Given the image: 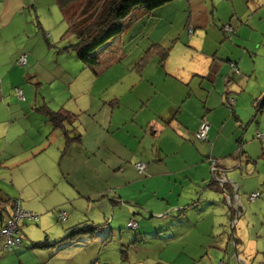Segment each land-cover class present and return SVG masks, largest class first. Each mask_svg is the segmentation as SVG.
Here are the masks:
<instances>
[{
	"label": "rangeland",
	"instance_id": "rangeland-1",
	"mask_svg": "<svg viewBox=\"0 0 264 264\" xmlns=\"http://www.w3.org/2000/svg\"><path fill=\"white\" fill-rule=\"evenodd\" d=\"M204 5L209 10V5L213 8L220 39V32L230 22L234 30H239L238 38L245 42L247 56L258 50L264 62V0H204ZM166 8L153 11L164 10L169 30L176 33L180 20ZM67 25L54 0H0V226L10 213L5 197L16 190L24 193L27 202L38 197L45 202L37 204L41 211H27L37 216L36 223L18 222L19 249L5 250L0 239V264H24L30 252L41 255L35 264H264V147L261 150L259 145L264 142V105L248 128L257 144L252 157L236 155L238 158L227 157L223 159L227 162L217 163L228 181L243 185L239 194L230 183L221 186L214 181L207 189L195 188L188 200L180 201L177 191L158 188L152 182L150 191L143 192L147 197L139 200L144 202L142 205L134 202L138 191L127 190L121 192L117 205L112 202V184L126 174L114 170L100 176L92 171L82 175L77 169L85 168L84 162L77 153L67 159L76 173L66 181L58 177L56 163L64 152V139L59 131L52 132L43 111L61 113L63 109L76 115L75 128L65 125L72 138L82 131L78 125L82 119L79 107L88 99L79 95L83 66L67 48L74 43L72 36L63 37ZM234 30L229 27L228 32ZM171 53L179 59L183 57L180 49ZM22 55L26 63L18 66L16 62ZM15 90L21 92L22 99L16 97ZM261 92L264 97V82ZM91 103L92 107L101 106L95 99ZM255 127H259L256 131L262 136L260 140L253 139ZM72 144L74 141H70L69 150H73ZM40 146L47 153L31 163H41V170L51 171L47 177L40 170L36 175L26 173L29 153ZM139 175L132 170L129 176ZM90 185L99 191L97 196L76 194L75 191L85 193L84 188ZM250 193H256L258 198L249 201ZM59 195L70 202L62 204L61 209L48 208L47 203ZM180 203L182 207L172 209ZM61 212L65 214L62 222L58 220ZM130 219L136 223V230L127 227ZM76 224L99 227L93 235L82 234L72 243L66 240L52 247L31 248L32 244L63 239Z\"/></svg>",
	"mask_w": 264,
	"mask_h": 264
},
{
	"label": "crops",
	"instance_id": "crops-1",
	"mask_svg": "<svg viewBox=\"0 0 264 264\" xmlns=\"http://www.w3.org/2000/svg\"><path fill=\"white\" fill-rule=\"evenodd\" d=\"M170 4L173 6L162 7L172 9L180 20L176 33L169 30V17H164V10L147 14L136 9L122 21V32L97 50L96 64L90 70L82 69L79 74L82 76L79 95L88 97L86 104L79 107L82 110L78 116L82 114V119L79 118L78 125L82 131L74 135L79 136V141L71 145L73 150L63 145L64 152L56 163L58 177L66 181L76 173L67 161L73 153L84 162L85 168L77 169L82 175L92 171L93 175L100 176L119 170L126 176L112 184L116 198L111 200L117 205L123 190L138 191L134 202L142 205L141 197H147L143 192L150 191L152 182L158 188L177 191L180 201L188 200L192 190L199 186L207 189L214 180L210 161L220 170L217 176L222 177V185L230 183L239 194L243 185L228 181L217 163H225L228 160L224 158L233 159L236 155L249 159L253 146H257L248 128L264 105L263 57L258 50L247 56L245 42H240L239 30H234L230 22L228 27L234 32H220L223 36L220 39L213 21V8L209 5V10L204 0H177ZM150 46L158 47L153 58L140 70L133 69ZM176 48L183 54L181 59L171 53ZM230 63L235 71L231 70ZM93 99L100 108L92 107ZM103 109L106 112H102ZM201 121L208 124L204 141L194 138ZM75 127L72 122L71 128ZM257 129L259 127H255L253 139L260 140L264 135L256 137ZM262 143L259 144L261 150ZM45 153L47 150L41 146L29 153L31 159L26 161L30 163L26 165V173L36 175L40 170L45 176L52 174L48 169L41 170V163H31ZM135 162L144 165L138 177L129 176L136 170L132 167ZM84 190L85 193L75 192L86 198L99 193L93 185ZM55 197L47 203L48 208L61 209L62 204L70 202L60 195ZM5 198H22L20 207L25 211H41L37 204L45 203L41 197L27 202L24 193L17 190ZM175 206L173 210L183 205ZM119 209L123 211V206ZM126 210L129 213V208ZM40 258V254L30 252V259L24 264H35Z\"/></svg>",
	"mask_w": 264,
	"mask_h": 264
},
{
	"label": "trees",
	"instance_id": "trees-1",
	"mask_svg": "<svg viewBox=\"0 0 264 264\" xmlns=\"http://www.w3.org/2000/svg\"><path fill=\"white\" fill-rule=\"evenodd\" d=\"M175 1L177 0H54V3L60 9L62 19H65L66 23L68 24L63 37L65 38L66 36H72L74 39V43L67 48L71 49L75 58L83 66V70L84 69L90 70L91 67L96 64L97 50H99V48L102 47L108 40L119 35L122 32L121 23L123 20L126 19L127 16L130 15L132 11L136 9H142L147 14H149L154 9L165 6ZM186 1L190 2V1H200V0H186ZM72 5L74 6L73 9H71ZM187 33L190 34L191 30L190 29L187 30ZM157 49H158L157 46H150L144 52V54L141 56L138 62L134 64L132 68L140 70L145 64L148 63V61H150L153 58V56L155 55V50ZM161 54L162 56L164 55L163 53ZM23 56L25 57V55ZM25 63H26V57H25ZM18 92L20 93V97L17 95ZM15 94L18 99H22V94L20 91L15 90ZM46 111L47 110H44L43 112H45L48 121L51 124L52 132L59 131L63 135L62 138L64 139V148H66L69 145L70 141H76V142L79 141V136L69 138L68 131L65 129V125L66 124L71 125L72 122H74L76 116H73L72 114L62 110L61 113H56L51 111L46 112ZM137 164H141V163L138 162ZM136 170L138 171L137 168ZM143 170H144V165H143ZM211 173L213 176L218 177L217 176L218 172L212 171ZM215 177L214 180L216 181ZM213 181H211L208 187L213 183H215ZM5 199L9 204V206L7 207L10 208V213L9 214L7 213V217L1 223L0 229L5 226L7 220L13 217L14 206L16 203L19 209H21L20 200L16 198L11 200L7 198ZM7 207L5 210H7ZM64 219H65V214H64ZM63 220H59V221L62 222ZM80 224H76L75 226L70 227L64 238L60 239L57 242H53L51 244H42V243L32 244L31 248H46L48 246L52 247L58 243H63V241L66 240L69 242L71 241L74 242L75 239L82 234L93 235L95 233V228L99 227V225H96L86 228L85 226H80ZM134 230H136V228ZM106 241L107 240L105 239L103 243H106ZM20 247L13 248L10 250H17ZM3 248H4V241H3ZM4 249L9 250L7 248Z\"/></svg>",
	"mask_w": 264,
	"mask_h": 264
},
{
	"label": "built area",
	"instance_id": "built-area-1",
	"mask_svg": "<svg viewBox=\"0 0 264 264\" xmlns=\"http://www.w3.org/2000/svg\"><path fill=\"white\" fill-rule=\"evenodd\" d=\"M224 31H229L228 26H225L223 28ZM190 32V31H189ZM25 64V57L22 55L19 60L17 61V65L18 66H23ZM230 68L232 71H235L234 65L233 64H229ZM17 95L20 97V93L18 92ZM208 131V124L205 121L200 122L197 131L194 133V138L198 141H204L206 139V134ZM260 134H256V137H260ZM211 164V172L215 171L218 172V175H220L219 171L217 168H215V164L214 161H210ZM136 168L138 169V171H142L143 170V165L142 164H137ZM223 175V174H222ZM215 177V176H214ZM215 179L222 185L223 179L222 177H215ZM258 197V195L255 194H251L249 196L250 200L256 199ZM37 216L35 214H32L30 212L27 211H23L21 209H19V207L17 206V203L14 206V211H13V217L9 220L6 221V224L3 228L0 229V238L3 239L4 241V248L7 249H13V248H18L21 245V238L18 234V230H17V223L21 220V221H32V222H36L37 221ZM58 219L59 220H63L64 219V214L61 212L58 214ZM127 227L131 230H134L136 228V224L132 221H129L127 224Z\"/></svg>",
	"mask_w": 264,
	"mask_h": 264
},
{
	"label": "water",
	"instance_id": "water-1",
	"mask_svg": "<svg viewBox=\"0 0 264 264\" xmlns=\"http://www.w3.org/2000/svg\"><path fill=\"white\" fill-rule=\"evenodd\" d=\"M224 173V172H223ZM223 173H221V174H223ZM217 181V180H216ZM217 183H218V181H217Z\"/></svg>",
	"mask_w": 264,
	"mask_h": 264
}]
</instances>
